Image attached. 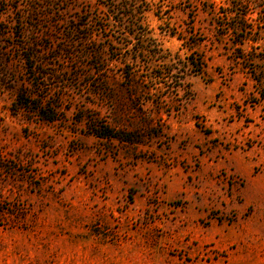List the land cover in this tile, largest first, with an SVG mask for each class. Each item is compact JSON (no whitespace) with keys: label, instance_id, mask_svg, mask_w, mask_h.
Returning <instances> with one entry per match:
<instances>
[{"label":"rangeland","instance_id":"1","mask_svg":"<svg viewBox=\"0 0 264 264\" xmlns=\"http://www.w3.org/2000/svg\"><path fill=\"white\" fill-rule=\"evenodd\" d=\"M263 49L264 0H0V264H264Z\"/></svg>","mask_w":264,"mask_h":264},{"label":"trees","instance_id":"2","mask_svg":"<svg viewBox=\"0 0 264 264\" xmlns=\"http://www.w3.org/2000/svg\"><path fill=\"white\" fill-rule=\"evenodd\" d=\"M233 29L236 31V33H238L237 35L239 37H241V40H239L238 42H234V49L238 50L241 53L239 58H242L245 61H255V56H251L250 53H248V54L244 53L243 47L249 41L258 42L260 38L255 39V38H250L247 35L240 34L241 31L246 33V27H244V26H241V25L235 26ZM252 48H256V47L252 46ZM257 82L259 85H264V76H260V78H257ZM96 135L99 137H108V136L112 137L115 134H112V132L110 130H108L107 128L100 127L99 129H97ZM117 137H121L120 134H118ZM126 139H128V138H126Z\"/></svg>","mask_w":264,"mask_h":264}]
</instances>
